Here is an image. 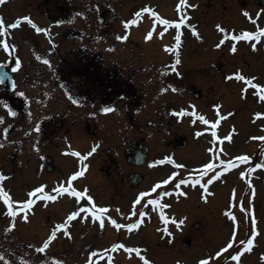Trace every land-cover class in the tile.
Masks as SVG:
<instances>
[{
	"label": "rangeland",
	"instance_id": "obj_1",
	"mask_svg": "<svg viewBox=\"0 0 264 264\" xmlns=\"http://www.w3.org/2000/svg\"><path fill=\"white\" fill-rule=\"evenodd\" d=\"M125 1V0H123ZM142 0H132L129 4L127 5V14L122 15L123 21L118 22L115 25V29L117 32H110V36L108 37L107 33L106 35H102L106 39V46L108 41H110L112 38L115 40H119V36L121 35H126V33H131L132 37H135L136 39L140 41H145V50L148 54L143 55V52L140 50H136L135 54L132 57V54L130 51L129 44L126 42V40H121L120 43L118 44L117 47H109L106 50H104V53L106 55V61H119L121 60L123 65L125 66L126 69H128V72L131 71V68L133 67V64L135 66H138L142 69L144 65H147L148 69L142 70L140 75V78H144L145 75L148 76V73L150 71L149 66L152 64V61L144 62L142 61L143 59L149 60L151 59L150 53L157 48L158 52L161 55L162 62L167 60L169 55L168 52V47L172 44L173 40L172 38L166 33L163 32L161 29H156L153 33L152 37L150 39L147 38V32L148 28L151 27V22L149 21L148 18L143 17L140 19L136 24H134L132 27H130L129 31L127 29L126 21L131 19L134 10L139 6L138 2H141ZM120 3H117V11L119 14L123 13V5H122V0H120ZM170 3V1L165 0V5L161 6L158 8V11L160 14L165 15V16H170L171 11L167 8V4ZM252 4H249L247 6L239 4V0H225V2H219V8H212V13L210 15L201 12L198 16V21L200 25L202 26L201 28L204 29L205 34L207 35V39L202 41L205 45L203 47V44L200 41H195L191 44V47L182 54L184 56V67L186 68H194L197 69L195 73V78L193 79V83L191 84V89L193 88L194 91H196V84H198L201 89L198 90L200 95H202L200 100L197 99H190L192 102H197L199 104V108H204L203 106L205 105V109L208 111H214V106H218L220 102V99H223L225 104H226V109L224 112L219 113V114H212L211 116H214L216 118H221V116L230 117L232 115V111H230V114L226 115L224 113H229V110L231 109H236L237 112L232 115L231 118L227 119L225 122V126H228L230 128V132H232V139L231 140H225V141H212L208 140L206 141L205 144V151L203 152V144L202 142L199 144L196 141L200 139L199 137L195 136L192 138V141L190 143V146L186 148V150H176L174 147L170 145V142H167V145H164L163 141L161 140V135L154 130L155 127H151L148 129L154 130L149 132L147 131L148 129L146 128L145 122L146 118L150 117L149 113L153 112L149 110L152 108V100L155 96L159 95H146L147 97L144 98V102L146 101V106L145 109L142 110V114L140 116H136L135 114H132L131 112L128 114L127 110L131 106V100L128 98L122 99V100H117L114 104H106L108 102L106 100L105 104L102 103V98L99 96V93L96 92L97 100L93 108H81L75 107L72 110L68 111L70 114L66 115L65 117L67 118L68 122H71L75 117H77L79 120H83V116L85 112H88L89 110L92 111L94 114V119H93V124L94 127L100 128V134L99 137H101L104 140V147H106V127H113V125H117V129L115 130L114 134H110L111 140L109 142V145L114 147L113 153L117 154L118 158L121 159L122 164L126 166L125 162V156H124V149L122 145L119 143L120 138L123 137L122 134L117 133V130L125 128L124 133L125 134H130L131 136H154L155 138L157 137L158 139L155 140V143L153 142V146L155 149V152H158L159 155L160 153L164 154L167 153L168 151L170 152H175L171 158L172 161H169L167 159H162V162L160 163H154L152 162L150 165L151 170H147L148 177H147V184H143L140 186L138 189L141 187L144 188L142 189L143 192H147L148 190H151L158 182L168 178L169 176H173V179L170 180L169 184L167 185H161L159 188V191L162 189H167L171 185H175L176 183H179L178 178L183 177L184 175H188L191 172H194L196 168H198V163L205 162L206 163H212L215 165V167L211 170L208 171V175L204 176L205 179L210 178L216 173H220L219 177L217 178V183H214L213 186L216 184V188L219 194V207L218 210L220 211L223 209L224 211L229 210L230 208L233 207V210L239 205L242 204L243 207L242 209H248L250 207V198L249 195H251V191L253 189L256 190V193L258 196H261L264 193V178L263 180H258V177H264V172L262 168H256L255 165L258 163H264V118H255L256 113L262 111L264 113V103H261L258 101V99H255L257 95H246V93L242 89V84L241 80L237 79L235 76H232V79H228L227 77L232 75L233 73L236 72H242L245 76H248L249 74H256L259 75V79L257 78V81L259 80H264V45L263 43L260 42V45L253 50V47L251 46L252 43H247L246 46H240V49L235 52H232L230 49V41H226L225 45L222 46V48L216 47L218 42L220 41V37L222 36V33H220L216 27L218 23L222 25H226L230 28H233L236 32L243 33L246 31H252L256 30L257 28L260 27L262 24V20L258 17L257 14V6L254 5V2H251ZM10 8V7H9ZM250 9L252 12L251 17L253 15V19H249L248 16L244 14V10ZM6 8V12H7ZM53 11V8H52ZM10 12V11H8ZM11 13V12H10ZM9 13V14H10ZM33 15L31 16V20L35 23V25H43L45 21H47V24L49 23L50 20H47L46 17L43 15L41 16L40 14H36L34 12H31ZM124 13L126 11L124 10ZM12 15V14H11ZM116 16V17H115ZM121 15L117 17V15L114 14H109L108 18L114 19V18H119ZM264 18V15H262ZM14 18L13 15L10 17L11 23L14 22L12 19ZM16 19V18H14ZM41 22V23H39ZM259 26V27H258ZM30 29L34 30L35 32V37L40 41V43H45V37L44 33H40L36 31L33 28V24H31ZM59 30L60 28L51 27V30ZM107 32V31H106ZM147 32V33H146ZM18 33L20 31L18 29H11L9 28L8 31V36L10 38L12 37H17ZM118 33V35H117ZM163 33V36L160 34ZM59 34V32H58ZM57 34V35H58ZM62 36L60 35L57 36V43H61V50L58 51V53L61 55L63 54L64 58H70L68 55V52L70 50V47L74 46V43L70 41H62ZM91 37H87L85 41H89ZM263 39V36L260 37ZM6 39L5 36L0 34V41ZM250 41V39L248 40ZM247 41V42H248ZM48 43V42H47ZM23 46V45H22ZM27 46V45H26ZM26 46H24L26 48ZM168 46V47H166ZM136 49V48H135ZM204 49V52H197L198 50ZM221 49V50H220ZM58 53L54 50L47 51L46 55L47 60L49 58V61L46 62V69L47 71L54 70V65L56 63H60V59L58 57ZM134 53V52H133ZM152 54V53H151ZM158 54V53H157ZM4 58V55L0 52V60ZM24 58L26 60L29 58L28 52H24ZM157 61V59H156ZM215 62H219L222 65V68H215L212 67V65L215 64ZM57 64V65H58ZM237 67H239V70L236 71ZM169 70V68H168ZM209 70V73L207 71ZM49 72V71H48ZM223 72L222 78H220V73ZM185 74V73H184ZM34 81V79H31ZM191 81V80H190ZM19 88H21L23 91L29 92L31 95L35 93L36 95H58V98L61 95V92H57L54 88V85L50 81H35L33 83H30L27 81L22 75L19 76ZM175 86L179 88L178 83H174ZM181 84V90L183 91V95H193L191 89H189L188 84H186L185 80L180 83ZM248 83L245 82V85ZM186 88V90L184 89ZM253 88V87H249ZM2 92V89L0 88V94ZM147 92H151V86L147 85ZM162 98L155 99L154 100V106H157L158 104L161 103V101L165 100L167 95H161ZM175 96V95H174ZM242 98H245L246 100H243ZM210 101H213L215 105H211L209 103ZM63 104L65 102H59L60 108H63ZM57 103L53 105L54 109H56ZM109 107L112 108V111L109 112H104L102 111L103 108ZM82 109V110H81ZM64 110H67L64 108ZM203 110V109H202ZM204 111V110H203ZM73 112V113H72ZM78 115V116H77ZM129 115H131L129 117ZM129 117V118H128ZM153 117H156L155 114H153ZM186 122L191 126V136L194 134V130H196L197 125L193 126L190 122L189 119L185 118ZM137 122V126L132 129V133H129L130 128H132L133 125H129L130 128L128 127H123L124 123H135ZM177 128L184 131L185 133H190L187 128V123L184 122V119L178 121ZM182 123V124H179ZM258 126V128H254V125ZM110 127V129H111ZM141 128V129H140ZM113 129V128H112ZM234 129V130H233ZM238 132H237V130ZM75 133V132H74ZM123 133V134H124ZM91 134V133H90ZM153 134V135H152ZM92 135V134H91ZM76 137H79L78 133L75 134ZM120 136V137H119ZM98 139V138H96ZM195 139V140H194ZM208 139H210L208 137ZM200 142V141H198ZM87 145V142L84 143ZM82 147H85L81 145ZM200 147L202 149L201 152H199ZM209 149H212V151H209ZM223 149V151H221ZM106 152L104 151V154ZM65 152L63 151V155L58 154L56 156L57 162L60 164V166H66L65 170L62 172L65 174V171L68 169V164H67V158L65 157ZM167 155V154H166ZM177 155V157H176ZM107 156V153H106ZM239 156H251V160H238L236 159ZM102 160L103 159H91L92 161V172L93 174V179H92V186L94 187L95 191L100 195L102 192L106 191V196H101L102 200H109V201H114V199L121 197V192L118 191L116 185L111 184L109 186H106L104 182H106V173L100 172V166L102 165ZM228 161L232 160L233 165L236 163L238 167H228L226 164H221L220 161ZM100 161V162H99ZM66 162V164H65ZM154 164V165H153ZM225 168H228L227 171H225ZM249 169H254V171H249ZM31 171L32 168H31ZM198 172H203L204 168L203 166L197 169ZM243 173V175H242ZM200 178L202 176L200 175ZM113 180V179H110ZM251 180L252 183L249 184L248 181ZM182 186V185H181ZM180 186V187H181ZM137 189V190H138ZM210 189H214L211 188ZM126 196L125 198L127 199L129 197V191H126ZM116 197V198H115ZM200 196L198 194L194 193V195L188 199V200H183L180 202H175V205H173V209L180 213V215H185L189 214L192 215V219H196L199 216L203 219L202 213H198L200 209L196 208V205L198 203V199ZM125 199V200H126ZM128 200V199H127ZM75 201H77V198L74 197H63L62 198V205L64 206V210L62 212L69 213V210L72 208H75ZM130 202V201H128ZM206 200H203L202 203H205ZM213 203V202H212ZM215 203V202H214ZM59 206V204H57ZM206 205H203L201 207V210H204ZM106 211L101 214L100 209L98 210L99 215L96 218H91L89 215L86 216L85 218L78 217L75 221L72 222V225H77V226H82L86 225L87 223L89 226H100L98 225L100 222L101 217L104 219V224L106 225L105 227V232H106V237L104 238L105 234L100 231L95 229L94 233H96V240H104L106 239V245L107 244H117L120 241L122 242H128L130 239L131 244H138V245H143L144 247V254L147 258H150L151 256H155L156 254L162 255L165 257H160L159 258V264H165V260H167L166 264H175L173 263L174 260H170L169 256L174 257V255L170 254V246L169 245L167 248H162V250H159L157 246L154 245V242L156 243V240H160L164 242L166 245L168 239L162 240L160 239V236H162L161 232L159 233H154L151 230L148 229H142L140 232V228L135 229L134 233L129 229L121 227L120 229H117L115 225L111 223L110 220L107 219L108 216H111L112 218L116 219L117 222L121 225H125L128 223H132L136 220V216L131 215V211L133 207H130L127 205L126 201L117 203L115 205H106L105 207ZM152 209V208H151ZM205 211H203L204 217L205 216ZM85 213H82V217L84 216ZM188 215V216H189ZM199 215V216H198ZM156 216V215H155ZM218 216L220 217V226L219 227H214L213 224L211 227L207 229H204V231H198L196 232V236L199 234H206L208 236V233L211 232L210 237H206L204 241L207 239L212 238V232H213V238L214 241H216V246L220 245L222 243V240H224V236L228 233H230L231 226L229 225V222H227V218L221 217L220 213L218 212ZM156 218V217H155ZM190 218V217H189ZM37 224V217H33L31 222L26 225V229L28 231H32V227H34ZM234 226V225H232ZM51 227V225H47V230ZM204 228V227H203ZM194 226L192 224L191 227H188L187 231L192 232L194 231ZM80 230V228H79ZM263 230V229H262ZM146 231L149 234V237H145ZM179 234V233H178ZM183 234H180V237H182ZM259 237V245H256L255 249L260 251V258L257 257V254H253L251 256V261L255 262V264H262L264 262V259L262 258L264 255V230L263 234L260 235ZM227 237V236H226ZM225 237V239H226ZM247 238V233H244L242 236L236 237V241H241L245 240ZM221 239V242L219 240ZM201 240V238H200ZM203 241V242H204ZM180 243V245H179ZM177 248L180 249V255L177 256H182L183 260H186V254L188 255L187 258V264H195L196 261L198 260L197 256L191 255V253H186L189 250L184 249L182 242L180 240L176 239V242L174 243ZM197 244L195 245V247ZM205 246V243H204ZM215 246V249H216ZM112 248V247H110ZM125 248V247H124ZM150 250V251H149ZM156 252L152 254V251ZM176 250L173 248V251ZM212 250V249H211ZM169 252V253H168ZM213 252V251H212ZM211 252V253H212ZM202 255V254H201ZM131 255L129 256L128 254L124 252H120L119 254H115L114 258H112V263L113 264H139L138 261L136 263L134 262ZM200 256V255H199ZM167 258V259H166ZM169 259V260H168ZM182 259V258H181ZM263 260V261H262ZM154 261V260H153ZM143 264V262H142Z\"/></svg>",
	"mask_w": 264,
	"mask_h": 264
},
{
	"label": "snow or ice",
	"instance_id": "obj_2",
	"mask_svg": "<svg viewBox=\"0 0 264 264\" xmlns=\"http://www.w3.org/2000/svg\"><path fill=\"white\" fill-rule=\"evenodd\" d=\"M5 3H6V0H0V6L4 5ZM186 3H187V0H180V5H184V4H186ZM189 6H191V7H195V5H189ZM143 11H144V12H149V11H152V10L149 9V8H145V9H143ZM245 15H248L250 20L253 19V17H251V15L248 14L247 12L245 13ZM136 16H137V17L141 16V12H137V13H136ZM158 19H159V17H158ZM22 21H27V22L33 24V26L36 27V30H37L38 32H40V31H43V32H49V29H47V28H40V27H38L37 25H35V23L31 20V18H30L29 16H23V17L17 18V19L15 20V22H13L11 25H8V24L6 23L4 17H3L2 15H0V34H2L3 36L6 37V36L8 35L9 28H11V29H15V28H17L19 25H21ZM183 22H184L183 20H180L179 22H177V21H172V20H163V23H164V24H166V25L176 24V26H177L178 28L180 27V25H181ZM58 23H62V21H58ZM125 23H126V25H129V24H136L137 21H136L135 19H132V20H130V21H126ZM217 28H218L222 33H224L223 40H228V39H229L228 31H227L225 28L221 27L220 25H217ZM193 32H195V34H196L197 36H199V32L196 31L195 28H193ZM152 35H153V33L150 31V32L147 34V38L150 39V38L152 37ZM160 35L163 36V33H161ZM261 36H264V28H260L258 32L246 31V32L242 33L241 35H233V36L231 37V39H233V40H235V41H239V40H241L242 38H243V39H251V38L255 37L257 40H259ZM118 38L121 39V40H126V39H128V37H127L126 35H121V36H119ZM175 39H176L177 43H179V41H180V35H177V36L175 37ZM222 42H223V41H222ZM222 42H221V43H222ZM221 43H218V44L216 45V47L219 48V47L221 46ZM2 46H3L4 49H9L10 45H9V42H8L7 39H4V40L2 41ZM252 46H253V48H255V47H256V44L254 43ZM11 47H12V48H15L16 45H15V44H12ZM166 47H168V46H166ZM236 50H237V49H236L235 46H233V47L231 48V51H232V52H235ZM46 62H48V61H46ZM179 63H181V60H180V57L177 55V56H176V59H175V64L172 65V67H171L170 70L173 71V72H178V69L176 68L175 65H177V64H179ZM20 66H21V61H20L19 57H17V58H16V70H18ZM232 76H235V77H236L237 79H239V80H246L247 83H248L250 86H252L254 89L259 90V98H260L262 101H264V84L256 83V82H255V81H256V77H248V76H245L242 72H236V73H233L232 75L228 76L227 78H228V79H232ZM13 83H14V82H13ZM173 90H177V89H173ZM161 91L166 92V91H168V88H163V89H161ZM243 91L246 93V92H247V88L243 89ZM20 95L23 96L24 93L21 92ZM77 103H79V102L77 101ZM192 107L195 108V105H193ZM217 107H218V106H217ZM112 110H113V109H112V108H109V107H105V108L102 109V111H104V112H106V113L109 112V111H112ZM13 114H14V113H13ZM183 114H184L183 112L179 113V115H183ZM193 114H195V113H193ZM256 115L259 117V116H261V115H264V113H256ZM200 118H201L202 120H204V123H206V124H207V123H212L211 121H208V120L205 119L204 117H200ZM222 118H223V117H221V119H222ZM219 123H220V119H217V120L215 121V124L218 125ZM39 130H40V128H39V126H37V127H36V131H39ZM233 130H234V129H233ZM198 135H199V133H198ZM217 139H220V138L217 137ZM225 139L231 140L232 137H231V136H228V137H225ZM261 139H264V138H261ZM0 147H3V144H2V143H0ZM97 147H98V145H94L92 151L89 152L88 155H89V156L92 155V152H94V151L96 150ZM209 151H212V149H209ZM221 151H223V149H221ZM75 155L80 156L81 153L76 152ZM236 159H238V160H245V159H247V160H251V156H239V157H237ZM161 162H162V161H161ZM220 163H221V164H226L228 167H233V166H234L232 160H228V161H223V160H222V161H220ZM214 167H215V165L212 164V163H206V164H204V165H203L204 171L201 172L200 175H201V176H207V175H208V171L211 170V169H213ZM255 167H256V168H264V163H258V164L255 165ZM227 170H228V168H225V171H227ZM249 171H254V169H249ZM83 174H84V170L81 169L80 171H77V172L73 173L71 179H72V180H75L77 177H80V176H82ZM219 175H220V173H216V174H214L213 176H211V177L207 180V182L204 184V188L207 189L208 184H211V183L213 182V180H215V179H217V178L219 177ZM242 175H243V173H242ZM4 178H5L4 173H3L2 171H0V180H2V179H4ZM172 179H173V176H169L168 178H166V179H164V180L158 182V183H157V184L151 189V191H152V192H156L157 189H159V188L161 187V185H167V184H169L170 180H172ZM188 183H189V181H188L187 179H181V180L179 181V183H176V184L174 185V188H175V189H179L180 186H181L182 184H188ZM195 183L198 184V183H200V182H199V181H196ZM248 183L251 184L252 181L249 180ZM45 188H46L45 185L37 186V187H36L35 189H33L28 195H29V197H33V198H34V197L37 196V194H42V195H43V198L46 199V200H48V201H53V200H55V199H56V196L53 195V193H59V192L70 193L73 197H80L81 199H83V198L85 197V195H86L85 192L78 191V190H76L75 188H73V187H71V186H67V187H66V186H64V185H61V186H59L58 188L53 189L51 193H49V192H45ZM171 194H172V193L165 191V192H163V193L161 194V197H158L157 199H154V200H149L148 203H149V204H152V205H155V204L159 203V200H160V198H162V196H168V195H171ZM148 195H149V194H148L147 192H142V193H140V194H139V198H137V199L134 201V203H135V204H141L142 199L145 198V197H147ZM185 195H187V193H185ZM0 197H3L5 203H7V205H8V209H7V211H8V213H10L11 216L13 217V223H12V225H11V227H13V228L15 227V217L17 216V210L14 209V208L12 207L13 203H20V204L22 205L23 208H25V209H31V208L33 207V205H34V202H35L34 199H32V198L26 199V200H24V201H22V202L13 201L11 195L9 194V192H7V191L5 190V188L3 187L2 184H0ZM203 198H204V199H207L206 196L203 197ZM86 200H87V201H93V207H95V202H94V199H93V197H92L91 195H87V196H86ZM141 206H143V205L141 204ZM164 207H170V206L161 205V208H162V209H163ZM85 211H90V212H92V216H93V218H95V217L97 216V213H96L95 211H93L91 207L86 208V207H84L83 205H78V206L76 207V210H73V211L69 214V216L66 218L65 222H62V223L58 224V225L56 226V228H54V229L51 231L50 236L44 241L43 246L39 249V251L44 252L45 250L48 249L49 244L51 243V241H53V240L56 239L59 230H65L64 234H66V235H70L71 233H69V232L66 231L67 226H68L69 224H71V222L73 221L74 218L81 217V218H85V219H86V217H82V213H84ZM99 211H100L101 214H103V213L106 211V209H105V208H100ZM131 215L137 216V220H136L134 223H128V224H125V225H121V224H119V223L117 222V220L114 219V218H112L111 216H108L107 219L110 220L111 223H112L113 225H115V227H116L117 229H120L121 227H123V228H126V229L131 230V229H138L139 226L144 222L145 217H146V216H149V213H147V212H139V213H137V212L133 211V212L131 213ZM228 215H229V216H232V213L229 212ZM161 216L163 217L165 224L169 223V220H171L172 222H174V223L176 224L177 228H179V227L185 222L184 219H177V218L174 217V216H173V217H168V216H166V215L164 214L163 211H161ZM233 218H234V217H233ZM23 219L27 221V220L29 219V216H28L27 214H25V215L23 216ZM100 227H101V228L104 227V219H103V217H101V219H100ZM164 232L168 233V235H170V236L172 235V233L169 231L168 228H165V229H164ZM258 234H259L258 232H255V231H254V232L251 233L250 238H248V239L245 240V241H239V243H240L241 246L243 247V251L237 250V251L234 253V255L231 256V259H232L233 261H235L236 264H241V258H242V256L245 254V252H251V251L253 250L254 242H255L256 237H257ZM236 242H237V241L235 240V235H234L233 238H232L229 242L226 243L225 247L221 248L220 251H218V252L216 253V255H217V256H220L221 253L227 251L228 249L233 248V245H234ZM124 247H125V245H124L123 243H117V244L112 245V248H113V249H116V248H124ZM127 252H128L129 254H132V253L139 254V253L141 252V249H140L139 247H136V248L128 247V248H127ZM93 255H95V253H93ZM211 259H212V257H210V256L207 257L206 259H201V260H199L198 264H209V261H210ZM144 260L146 261V264H153V261L147 259V257H144ZM57 264H60V262L57 261ZM87 264H92V262H91V261H88ZM178 264H179V262H178Z\"/></svg>",
	"mask_w": 264,
	"mask_h": 264
},
{
	"label": "flooded vegetation",
	"instance_id": "obj_3",
	"mask_svg": "<svg viewBox=\"0 0 264 264\" xmlns=\"http://www.w3.org/2000/svg\"><path fill=\"white\" fill-rule=\"evenodd\" d=\"M0 102L2 105H7L8 115L5 116L3 112L0 114V127L3 128V131L0 130L1 136L3 139L0 140V143L3 144V147H0V171L6 175L5 181H13L14 169L16 167L17 154L15 153V141L13 139V134L16 128L19 126L16 124V121L13 119L14 108L12 102L8 101L7 96L0 95ZM46 121V119H45ZM3 123H5L3 125ZM39 149L40 155L42 158H46L44 153V148L46 146L47 135H46V126L42 122L39 126ZM7 192L11 195L13 201L15 198L13 196L12 190L7 189ZM15 204L13 203L12 206ZM22 207V205H19ZM8 205L4 201L0 200V256L5 258L7 264H12V259L15 257L23 260L24 263L30 264L32 258H39L38 254L41 256H46L45 252L39 251L43 246L44 241L47 239L44 235V232L40 230L31 235L28 232L23 237L15 238L14 230L9 229V218L12 221V216L7 211ZM45 218V216H43ZM46 238L44 241L43 239ZM50 255L57 257L59 256L60 250H57V242L49 248Z\"/></svg>",
	"mask_w": 264,
	"mask_h": 264
}]
</instances>
